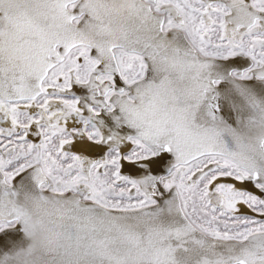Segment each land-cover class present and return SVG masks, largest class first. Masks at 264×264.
<instances>
[{
    "label": "snow or ice",
    "instance_id": "1",
    "mask_svg": "<svg viewBox=\"0 0 264 264\" xmlns=\"http://www.w3.org/2000/svg\"><path fill=\"white\" fill-rule=\"evenodd\" d=\"M0 264H264V0H0Z\"/></svg>",
    "mask_w": 264,
    "mask_h": 264
}]
</instances>
